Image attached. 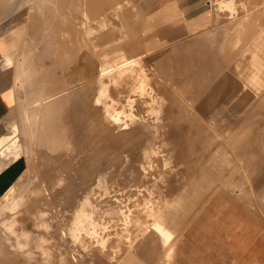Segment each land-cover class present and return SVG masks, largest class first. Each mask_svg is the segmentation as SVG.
<instances>
[{
	"label": "rangeland",
	"instance_id": "374dc122",
	"mask_svg": "<svg viewBox=\"0 0 264 264\" xmlns=\"http://www.w3.org/2000/svg\"><path fill=\"white\" fill-rule=\"evenodd\" d=\"M10 1L19 98L3 135L27 169L0 199V264H264V0H205L209 24L169 41L139 19L147 0ZM105 60L124 64L102 87Z\"/></svg>",
	"mask_w": 264,
	"mask_h": 264
},
{
	"label": "crops",
	"instance_id": "0c3cea01",
	"mask_svg": "<svg viewBox=\"0 0 264 264\" xmlns=\"http://www.w3.org/2000/svg\"><path fill=\"white\" fill-rule=\"evenodd\" d=\"M205 2L207 1L147 0L144 6L139 5L138 17L139 19L151 17L150 21L145 19L144 23L148 25L152 23L154 40L169 41L177 35L194 33L209 24L210 20H207L210 17L209 8ZM18 6V2L0 0V199L7 195L27 169L24 156L9 164L6 163L9 160L6 154L9 152L11 141L10 137L3 135L8 132L10 113L19 98L18 90L9 86L12 71L6 63L9 57H16L21 44V23L10 27ZM138 25H141L140 21ZM257 164L258 166H255L259 169L264 168V162L257 161ZM259 183L263 184L264 181Z\"/></svg>",
	"mask_w": 264,
	"mask_h": 264
},
{
	"label": "bare ground",
	"instance_id": "6f19581e",
	"mask_svg": "<svg viewBox=\"0 0 264 264\" xmlns=\"http://www.w3.org/2000/svg\"><path fill=\"white\" fill-rule=\"evenodd\" d=\"M54 1V0H53ZM52 1V2H53ZM94 2V1H93ZM83 3H84V5H86V7L88 8V0H83ZM97 3V2H96ZM99 3V2H98ZM55 4V3H54ZM57 4V3H56ZM99 5H101V4H99ZM84 8V7H83ZM89 9V8H88ZM90 11V10H89ZM91 12V11H90ZM82 14V13H81ZM83 18H85V17H87L88 16V14H87V12L86 11H84L83 12ZM53 20V19H52ZM59 20V19H58ZM85 20V19H84ZM54 21V20H53ZM67 21V20H66ZM254 22H256V21H254ZM53 23V22H52ZM54 23H55V21H54ZM71 23V22H70ZM57 25V24H56ZM65 25H66V23H65ZM58 26H60V25H58ZM83 26V25H82ZM85 27V26H84ZM55 28V27H54ZM58 28V27H57ZM66 30H67V28H66ZM57 31L58 32H63V30L61 29V27L60 28H58L57 29ZM76 33L77 32H75V28H73V27H69L68 28V30L66 31V33L64 34V35H66L65 36V38H66V40L68 39V40H72V39H74V41H75V36H76ZM80 33V32H79ZM259 33V32H258ZM55 34V33H54ZM86 34H88L87 33V31H86V33L85 32H82V34L80 33V34H78L79 36L81 35V37H82V39L81 40H83V41H85L86 40ZM90 34V33H89ZM62 35V34H61ZM63 35V36H64ZM77 35V36H78ZM57 36V38H55V39H57L56 40V46H55V48L54 49H56V51H57V60H58V62H59V60H60V57L62 56V54L63 53H65V56L67 55L68 56V54L66 53L67 52V46H68V44H66L67 42H63L62 40V38L60 39L59 37V35H56ZM69 36H71L72 38H70ZM76 36V37H77ZM53 38H54V36H53ZM53 38H52V40H53ZM70 38V39H69ZM77 40H78V37L76 38ZM256 42H255V45H254V49L256 50V51H259V49H260V47H259V43H260V41L262 42H264V36H262L261 34L260 35H258L257 36V38H256ZM87 42V41H86ZM55 43V42H54ZM80 43V42H79ZM78 43V44H79ZM83 43V42H82ZM85 43V42H84ZM74 44H75V42H74ZM52 45V44H51ZM55 45V44H54ZM81 45V44H80ZM85 45V44H84ZM52 47H54V46H52ZM66 50V51H65ZM81 50V46H78L77 44H75V47L73 48V50H72V52H71V54H69L70 55V57H72V56H75L76 54H77V52L78 51H80ZM64 55V54H63ZM59 56V57H58ZM259 56H263L264 57V55H262V54H260V53H257V56H255L254 57V62L255 61H259L258 60V57ZM64 58H67V57H64ZM75 59V58H74ZM63 60V59H62ZM72 61V60H71ZM73 61H75V60H73ZM132 61V60H131ZM60 62H62L61 60H60ZM64 62H65V60H64ZM69 62V61H68ZM133 62V61H132ZM6 63L8 64V66H9V69L10 70H12V69H14V65H13V58L12 57H9L8 59H7V61H6ZM259 63H261L260 61H259ZM124 64V63H123ZM123 64H121V65H123ZM113 64H111V62L110 61H108V60H105V65H104V67H103V69H102V73H100L101 75H100V83L102 84V87H104L105 86V83L102 81L103 80V78H104V76L105 75H107L109 72H112V69H113V71H114V69H119L120 68V66L118 65V68H112V67H114V66H112ZM116 65V64H115ZM260 65V64H259ZM258 65V66H259ZM124 66H126V64L124 65ZM257 66V67H258ZM123 67V66H122ZM121 67V68H122ZM129 67V66H128ZM133 69V68H132ZM138 69V68H137ZM136 70V69H135ZM131 71H134V70H131ZM256 71H258L259 73H264V69L263 68H258V70H256ZM128 72H129V70H128ZM43 75V74H42ZM116 75V74H115ZM120 75V74H119ZM118 75V77H120L121 78V81H123V82H125L126 81V79H129V78H131L132 77V75H130V73L129 74H121L120 76ZM136 75H137V73H136ZM44 78H45V76H44ZM44 78L43 77H41V79H43L44 80ZM49 78V77H48ZM263 78V77H262ZM119 79V78H118ZM253 79L254 80H256L255 82H257V85H258V83H259V81H260V77H258V75H255V76H253ZM38 87H37V91H39V90H43L42 89V86H40V85H37ZM41 88V89H40ZM39 89V90H38ZM63 90V89H62ZM40 91V92H41ZM65 92H67V91H65V90H63V91H58V92H49V94L48 95H46V96H43L44 98H42V96H40V98H42L41 99V101H38L37 102V106H43L42 107V109H40V111L41 112H43V111H45V110H47V106L46 107H44V104L45 103H47V100H49V99H52V100H55L54 101V104H56V105H54L55 106V108L57 109L58 107V105L60 104V107H61V102L60 101H57V103H56V100H58V99H60V97L62 96V94L63 93H65ZM37 93V92H36ZM38 95H39V93H38ZM66 95V94H65ZM68 97V96H67ZM66 100V99H65ZM64 100V101H65ZM64 103V102H63ZM33 106H35V105H33ZM54 106H53V108H54ZM52 108V107H51ZM55 108H54V110H55ZM62 109V108H61ZM59 111H60V109H59ZM56 112H57V110H56ZM28 113V112H27ZM108 121V120H107ZM59 122V121H58ZM57 122V123H58ZM54 123V122H53ZM52 125H54V126H52V128L53 127H56L55 126V124H52ZM58 126H60V124L58 123ZM49 128H50V126H49ZM59 128V127H58ZM54 130H57V128L55 129H53V131ZM58 130H60V129H58ZM57 130V131H58ZM53 131H52V133H53ZM16 132H18V129H17V131ZM63 132V130L61 131V133ZM55 133H56V131H55ZM60 133V132H59ZM63 134V133H62ZM52 135V134H51ZM55 134H53L52 136H54ZM60 135V137L62 136L61 134H59ZM59 135H58V137H59ZM56 137V138H55ZM55 139L57 140V136L55 135ZM53 138V139H54ZM54 139V140H55ZM55 140V141H56ZM59 140V139H58ZM241 142H244L243 140H241ZM246 144V143H245ZM244 144V145H245ZM242 145V144H241ZM15 152H18L17 150L15 151ZM20 152V151H19ZM12 190H11V192L13 191L14 192V190H16L17 191V189H19L18 188V186H16V185H14L12 188H11ZM11 192H9L7 195H6V198L7 197H9V194L11 193ZM161 224V223H160ZM160 227H161V225H160ZM163 227V226H162ZM156 228H159L158 226H156ZM164 228V227H163ZM159 231H161V232H163V230H162V228H161V230H158V233H160L162 236L160 237V241H162L163 242V240H164V242H165V247H167L168 248V246L169 245H171V243L173 242V240H174V238H172V234H171V232H166V229H165V231L163 232V233H161V232H159ZM166 232V233H165ZM175 233V232H174ZM175 235V234H174ZM159 236V235H158ZM162 238H163V240H162ZM164 242H163V244H164ZM172 250V249H171ZM171 254H172V252H170ZM169 253V254H170ZM170 257V256H169Z\"/></svg>",
	"mask_w": 264,
	"mask_h": 264
}]
</instances>
